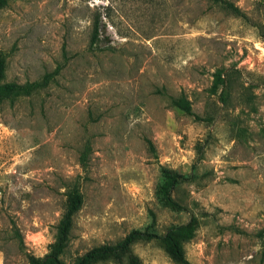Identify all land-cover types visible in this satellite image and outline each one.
Returning <instances> with one entry per match:
<instances>
[{"label":"rangeland","instance_id":"rangeland-1","mask_svg":"<svg viewBox=\"0 0 264 264\" xmlns=\"http://www.w3.org/2000/svg\"><path fill=\"white\" fill-rule=\"evenodd\" d=\"M2 1L3 82L38 86L0 102V264L44 259L75 196L65 264L132 231L98 264H175L171 229L264 264V0Z\"/></svg>","mask_w":264,"mask_h":264},{"label":"trees","instance_id":"trees-1","mask_svg":"<svg viewBox=\"0 0 264 264\" xmlns=\"http://www.w3.org/2000/svg\"><path fill=\"white\" fill-rule=\"evenodd\" d=\"M213 3H220L227 11L237 15L243 16L239 8L234 6L232 3H229L225 0H210ZM4 5V1L0 0V6ZM99 37V26L98 23H95L92 33V44L97 41ZM50 75L46 76L45 82H47V78ZM4 79V66L3 60L0 58V102L18 96L29 95L34 88L38 85L37 83H32L30 85H20L12 82H3ZM174 106L179 108L180 110L190 112L189 104L184 99L174 100ZM148 144L151 146L150 141ZM170 179L175 180V176L172 177L168 175ZM80 199L78 196H75L71 199L66 206V211L59 222L57 227V235L55 243L52 247V251L44 257V259L39 260L32 258L30 264H65L60 256L64 254L66 249L68 248L69 243V233L72 224V218L74 214L77 212L80 206ZM259 238L264 239V230H262L257 235ZM154 238L152 235H148L145 233H141L140 231H132L119 243L111 246V245H102L92 250L86 252L84 255L77 257L73 264H98L103 260H108L111 258H119L122 253H125L131 244H133L137 240ZM159 241L163 244L164 251L169 259L175 264H192L188 261L185 256V251L183 248V233L179 229H171L167 231L164 235L157 237ZM133 264H139L136 258H132Z\"/></svg>","mask_w":264,"mask_h":264}]
</instances>
